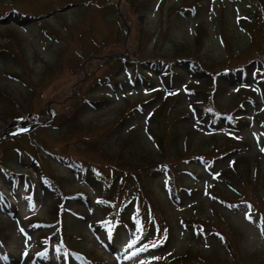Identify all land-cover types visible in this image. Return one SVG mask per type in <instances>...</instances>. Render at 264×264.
<instances>
[{
    "label": "rangeland",
    "instance_id": "374dc122",
    "mask_svg": "<svg viewBox=\"0 0 264 264\" xmlns=\"http://www.w3.org/2000/svg\"><path fill=\"white\" fill-rule=\"evenodd\" d=\"M0 167V264H264V0H0Z\"/></svg>",
    "mask_w": 264,
    "mask_h": 264
},
{
    "label": "trees",
    "instance_id": "16d2710c",
    "mask_svg": "<svg viewBox=\"0 0 264 264\" xmlns=\"http://www.w3.org/2000/svg\"><path fill=\"white\" fill-rule=\"evenodd\" d=\"M151 64H152V65H151ZM147 68H149V69H156V68H158V67H157L156 63H150V65H148Z\"/></svg>",
    "mask_w": 264,
    "mask_h": 264
}]
</instances>
